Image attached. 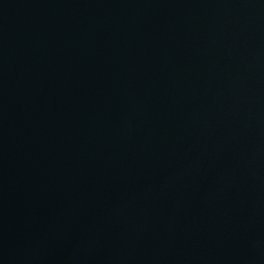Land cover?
Returning <instances> with one entry per match:
<instances>
[{"label": "water", "instance_id": "obj_1", "mask_svg": "<svg viewBox=\"0 0 264 264\" xmlns=\"http://www.w3.org/2000/svg\"><path fill=\"white\" fill-rule=\"evenodd\" d=\"M0 264H264V0H0Z\"/></svg>", "mask_w": 264, "mask_h": 264}]
</instances>
